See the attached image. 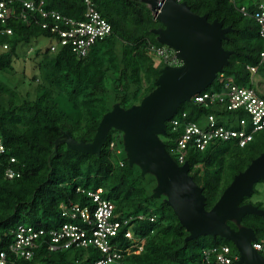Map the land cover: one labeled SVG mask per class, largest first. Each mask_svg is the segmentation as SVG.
Wrapping results in <instances>:
<instances>
[{"label":"trees","instance_id":"obj_1","mask_svg":"<svg viewBox=\"0 0 264 264\" xmlns=\"http://www.w3.org/2000/svg\"><path fill=\"white\" fill-rule=\"evenodd\" d=\"M185 1L194 12L208 13L209 21L217 18L224 26H232L223 47L234 52L223 72L239 84L251 83L246 66L259 64L264 39L255 19L243 15L236 4L253 10L261 0H237L236 4L229 0ZM13 2L20 13L21 1ZM94 2L112 24L113 31L98 39L85 56L78 57L70 45L58 44L52 51L57 35L43 27L46 19L38 13L27 20L18 14L10 18L7 25L12 27L13 34L0 35V41L9 43L8 49L0 50V74L15 73V63L23 55L30 54V60L37 61V72L23 89L9 85L0 75V130L6 145V151L0 155V250L7 251L8 264H94L101 257L94 246L50 250L43 244L27 259L18 257L10 245L20 224L46 230L62 224L65 221L62 203L73 202L92 209L91 197L78 191V187L93 190L101 187L102 196L114 202L117 218L145 216L131 221L135 232L144 238L140 253H127L132 240L125 236V227L111 238L126 264H220L215 256L205 261L203 249L226 244L237 251L234 243L219 235H202L186 241L189 232L164 196H152L157 183L155 176L142 175L138 165L130 166L127 155L119 156L125 152L121 130H110L99 155L72 149L65 142L57 144L64 132L77 140L91 141L103 115L113 104L120 102L123 107H130L139 103L157 86L161 69L166 65L151 49V44L162 45L152 29L164 24L145 2ZM44 3L47 9L77 19L85 11L84 0H44ZM43 37L49 39L48 46L39 45L30 53L23 50L24 46L33 48ZM259 73L264 76V65L259 66ZM216 83L219 87L218 79L212 84ZM218 108L186 101L176 112L187 111L190 118L199 120L206 113L219 112ZM167 131L161 137L178 162L174 148L181 129L172 131L167 122ZM112 141L114 148L110 146ZM263 151L264 132L256 134L243 147L233 142H213L204 150L189 146L186 160L190 174L203 187L207 209L234 176ZM8 167L20 174L8 178L5 174ZM250 198L245 197L243 202H251ZM255 204L264 208L261 202ZM230 224L236 227L233 222ZM243 224L254 228L258 240L264 241L263 216L248 213ZM43 238L48 239L49 234Z\"/></svg>","mask_w":264,"mask_h":264},{"label":"water","instance_id":"obj_2","mask_svg":"<svg viewBox=\"0 0 264 264\" xmlns=\"http://www.w3.org/2000/svg\"><path fill=\"white\" fill-rule=\"evenodd\" d=\"M142 1L164 24L152 29L157 40L174 49L180 64L165 65L157 86L139 103L123 107L115 102L103 115L91 141L77 140L64 132L57 144L65 142L72 149L99 155L110 130H121L130 166L136 164L142 175L155 176L157 183L152 196H164L189 232L186 241L202 235H219L236 246L240 254L238 264H264V255L253 247L258 240L254 228L243 224L248 213L264 217V208L243 202L253 194L255 184L264 180V151L234 176L207 209L203 187L190 174L189 162H177L161 137L167 135V121L180 105L208 88L228 65L234 51L224 48L223 40L233 28L224 26L217 18L209 21L208 13L194 12L185 0Z\"/></svg>","mask_w":264,"mask_h":264},{"label":"built area","instance_id":"obj_3","mask_svg":"<svg viewBox=\"0 0 264 264\" xmlns=\"http://www.w3.org/2000/svg\"><path fill=\"white\" fill-rule=\"evenodd\" d=\"M22 7L20 13L13 0H0V35L13 34L12 27L8 26V20L17 14L27 20L33 13L41 14L46 20L43 27L57 35V39L51 45L55 51L58 44L70 45L78 57L85 56L91 46L98 40L109 36L112 24L97 9L94 0H84L85 11L82 18L77 19L61 14L55 9L44 7V0H20ZM183 1V0H177ZM231 3L237 0H229ZM239 11L248 17H253L259 26V35L264 39V0L258 2L253 10L246 5L236 4ZM9 48V43L0 41V50ZM30 48L28 52L33 51ZM151 49L169 65H179L180 60L174 49L167 45L151 44ZM259 64H248L246 68L253 77L259 71V66L264 65V50L260 52ZM218 79L219 87L206 88L194 94L190 100L193 104L202 107L218 106L217 113L209 112L201 116L199 120L189 117L187 111L175 113L167 122H170L172 131L181 132L176 140L175 155L180 164L186 160V151L189 146L204 150L213 142H233L241 147L252 142L259 132H264V95L254 86L239 84L232 76L218 73L214 82ZM213 82V83H214ZM229 116L231 123L227 124ZM115 147V142L110 144ZM6 151L3 134L0 130V155ZM12 161L15 158L11 159ZM177 161V160H176ZM123 164L122 161H120ZM5 174L8 178L19 175L13 168H7ZM78 191L91 197L94 205L82 207L78 203H62L61 213L65 221L58 226L46 230L43 227H35L31 224H20L17 228L14 240L10 248L18 256L32 258L34 250L46 244L50 250L72 247L94 246L101 252V257L94 264H126L121 250L112 244L113 237L117 236L121 229L126 228L125 236L132 240V244L126 248L127 253H140L144 249V238L133 229L132 220L144 218V214L129 215L126 218H117L115 204L111 199L102 196L103 188L86 189L78 187ZM151 215L150 219L154 220ZM49 234V238H43ZM253 247L264 255V241H254ZM205 261H211L213 256L220 264H238L239 251H233L229 245L220 247H206L203 249ZM0 264H8L7 251L0 250Z\"/></svg>","mask_w":264,"mask_h":264},{"label":"rangeland","instance_id":"obj_4","mask_svg":"<svg viewBox=\"0 0 264 264\" xmlns=\"http://www.w3.org/2000/svg\"><path fill=\"white\" fill-rule=\"evenodd\" d=\"M50 44L49 39L43 37L39 39L38 44L34 45L33 48L39 46V45H44V46H48ZM23 50H25L26 52H28L29 47L28 46H24ZM30 53V52H28ZM30 54H28L27 56H22L20 59L17 60V62L15 63V67H16V72L13 74L10 73H1V78L7 82L9 85L11 86H17L20 87L21 89H23V86H27L28 83V79H30L33 74L35 72H37V61L35 60H30ZM260 58V57H259ZM250 81L251 83H248V85H252L254 86L260 93H262L264 95V76L261 75L258 71V73H256L253 77H250ZM220 86V85H219ZM218 87L217 83L216 84H212L209 88H215ZM226 122L227 124H231L236 126V123H231L229 116L226 117ZM120 157H125L126 156V152L119 154ZM256 189L257 192H255L253 195H251V202L252 203H257V202H261L264 206V181L260 180L258 181L256 184ZM28 223V222H26Z\"/></svg>","mask_w":264,"mask_h":264}]
</instances>
